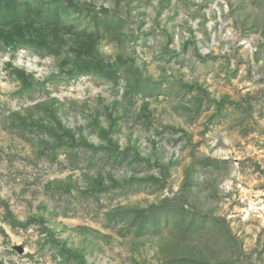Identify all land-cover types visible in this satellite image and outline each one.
<instances>
[{
  "label": "rangeland",
  "instance_id": "374dc122",
  "mask_svg": "<svg viewBox=\"0 0 264 264\" xmlns=\"http://www.w3.org/2000/svg\"><path fill=\"white\" fill-rule=\"evenodd\" d=\"M0 264H264V0H0Z\"/></svg>",
  "mask_w": 264,
  "mask_h": 264
},
{
  "label": "water",
  "instance_id": "95a60500",
  "mask_svg": "<svg viewBox=\"0 0 264 264\" xmlns=\"http://www.w3.org/2000/svg\"><path fill=\"white\" fill-rule=\"evenodd\" d=\"M16 250H18V252L20 253V254H22L23 252H24V250H23V248L22 247H16Z\"/></svg>",
  "mask_w": 264,
  "mask_h": 264
}]
</instances>
